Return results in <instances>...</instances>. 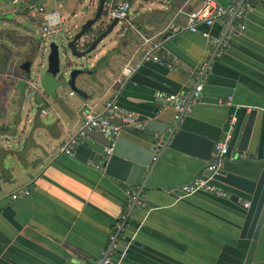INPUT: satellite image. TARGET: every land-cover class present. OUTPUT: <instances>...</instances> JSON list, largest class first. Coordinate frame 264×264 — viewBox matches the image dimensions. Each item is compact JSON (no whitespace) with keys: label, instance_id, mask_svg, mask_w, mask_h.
I'll use <instances>...</instances> for the list:
<instances>
[{"label":"crops","instance_id":"1","mask_svg":"<svg viewBox=\"0 0 264 264\" xmlns=\"http://www.w3.org/2000/svg\"><path fill=\"white\" fill-rule=\"evenodd\" d=\"M51 1L0 0V15L16 16L23 23L20 17L28 19V2L52 10ZM203 1L132 0V26L118 22L112 35L78 67L71 84L59 86L53 96L40 90L35 98H21L23 83L0 95V134H10L0 137V264H94L106 252L115 254L120 245L126 264H264V218L250 263H245L249 240L239 237L244 212L228 198L232 188L216 180L227 197L199 190L180 200L162 190L190 181L208 162L171 148L155 151L160 155L140 196L145 205L131 210L128 190L139 186L94 167L107 143L102 134L90 132L72 157L60 151L79 125L82 104L99 108L103 100L113 98L137 116L173 123L174 100L190 98L200 83L199 100H192L184 127L216 142L235 114L231 153L244 114L255 110L247 150L235 148L234 161H225L221 168L246 171L248 177L262 170L264 0H248L252 8L242 21L245 28L220 56H214V43L222 34V20L210 27L200 24L191 32L185 17L177 15L180 8L193 11ZM215 1L223 6L234 2ZM79 2L70 3V12L61 14L67 20L70 13L76 16ZM92 4L95 7L98 0ZM141 36L157 37L160 57L174 69L147 62L118 84L124 64L143 49ZM19 43L21 51L32 47L29 40ZM41 107L48 113L42 114ZM137 130L125 129L120 136L130 139ZM23 189L29 194L12 198ZM122 214L126 221L118 233L114 230ZM112 234L117 236L113 245Z\"/></svg>","mask_w":264,"mask_h":264},{"label":"water","instance_id":"2","mask_svg":"<svg viewBox=\"0 0 264 264\" xmlns=\"http://www.w3.org/2000/svg\"><path fill=\"white\" fill-rule=\"evenodd\" d=\"M105 1L98 0L95 13L87 18L76 31L72 32L69 28L64 35L67 41L65 51L67 49L70 54V58H67L65 62L61 61L58 44L55 41L50 42L49 52L46 56V68L40 80L38 73L32 76V68L38 57L41 59L39 68L43 66L44 52L40 48V40L30 28L17 20L16 16L0 15V95L6 91V88L23 83L21 98L29 96L35 98L40 90L53 96L59 86L65 83L71 84L73 77L79 71L78 67H83L85 61L89 60V55L112 35L118 23L117 19L111 21L102 19ZM9 24H14V26ZM73 27L76 28V24H73ZM21 32L26 34L21 35ZM83 35L84 39H82ZM21 40H29V43L32 44L31 49L25 47L21 51L22 44L19 43ZM81 41H83V46L79 47ZM60 42L62 43V41ZM84 58V62L77 63ZM30 80L36 83V89L29 87L27 81ZM39 82L41 88L38 85ZM42 109L45 108L41 107L40 112ZM254 114L255 110L244 114L236 134L232 154L235 153V148L238 151L247 150ZM137 121L138 124L135 128L138 130L131 135V138L125 139L120 136L109 157L101 158L100 162V166L107 176L127 185L139 186L137 198L147 187L146 181L158 161L160 154H156L155 151L161 153L165 148H171L206 162L211 160L215 142L186 129L183 125V114H180L173 123H162L145 116H138ZM5 136H10V134H0V137ZM211 174L212 172H207V175ZM245 175L246 171L220 168L213 174V178L234 190L228 198L244 212L239 237L249 240L245 263H250L264 218V170L252 172L249 177ZM143 176L145 177L141 181ZM135 204L136 199L132 201L131 210ZM125 221L122 223L123 227ZM116 250L115 254L114 251L106 252L101 258L108 257V264H126L122 256L124 246L120 245Z\"/></svg>","mask_w":264,"mask_h":264},{"label":"built area","instance_id":"3","mask_svg":"<svg viewBox=\"0 0 264 264\" xmlns=\"http://www.w3.org/2000/svg\"><path fill=\"white\" fill-rule=\"evenodd\" d=\"M53 1L55 8L52 10H47L44 5L36 4L34 2H28L25 8V15L28 17L29 21L37 26V29L33 30L32 28V32L40 40V48L43 52H45V48L50 42L54 41L52 38L59 35L58 38L61 41L62 37H64L69 30L67 27L64 28L67 16H64L59 11L58 0ZM108 1L103 20L111 21L117 19L118 22H124L127 25L132 26L130 18L132 0ZM251 8L252 4L248 0H234L233 3L227 6L217 3L215 0H204L201 6L196 10L187 11L184 8H180L177 11V15H183L185 17V27L191 32L197 31L200 24L210 27L215 21L222 20V34L214 43V46L216 47L214 56H220L225 48L228 47L234 35L245 28L242 21ZM234 21H236V25L233 23ZM141 40L143 49L139 52L136 59L128 60L124 64L120 72V77L116 80L118 84L126 82L134 72L147 62L165 65L169 69H174L170 62L160 57L159 50L162 43L157 37L141 36ZM78 46L82 47L83 41H81ZM27 83L30 88H37L36 83L33 80L27 81ZM201 89L202 85L197 83L194 86L190 98L181 96L174 100L173 106L177 112L176 118H178L180 114L185 116L190 111L191 102L193 99L199 98ZM42 92L44 93V91ZM41 113L47 114L48 109H42ZM137 118L138 116L135 111L120 105L113 98L103 100L99 108H96L95 105L91 104H82L78 109L79 125L60 147V151L70 157L74 156L75 147L85 143L88 134L92 131H96L107 139V143L103 147L102 158H108L121 133L125 129L135 128L137 126ZM236 124L237 117L235 114L230 115L226 130L222 138L215 142L211 153V160L201 174L194 176L190 181L180 185L178 188H163L162 190L167 194H174L175 200H180L199 190H204L217 197H227L226 190L216 183L213 174L222 167L225 161H234L235 159V156L230 153V143L234 135ZM94 167L103 171V168L99 163L94 164ZM261 167L264 170V159L261 161ZM209 171L212 172L211 175H207V172ZM137 193V188H131L128 190L127 208L132 204L134 199H136L137 205L144 207L145 204L141 202L140 197L137 198ZM28 194L29 191L23 189L13 194L12 198L15 199L18 196ZM125 219V214H122L119 217L115 227L117 231L123 230L124 227L122 223ZM110 238L114 240V235L112 234ZM108 260V257L104 259L100 258L94 264H108Z\"/></svg>","mask_w":264,"mask_h":264},{"label":"rangeland","instance_id":"4","mask_svg":"<svg viewBox=\"0 0 264 264\" xmlns=\"http://www.w3.org/2000/svg\"><path fill=\"white\" fill-rule=\"evenodd\" d=\"M67 1V2H66ZM75 0H58V4L61 5V7L59 8V11L60 12H70V7L72 5H70V3L74 2ZM79 1V0H77ZM64 2L66 4V7L64 8L63 5H64ZM69 2V3H68ZM9 6H11L10 4H8ZM50 5V4H49ZM51 6H54V2L51 1ZM96 7L97 5L94 7L93 4H92V0H80L79 3H77L76 7H75V10H74V13H76V16H73L71 13H70V17L68 20H66V24H65V27L64 28H70L72 30V32L76 31L79 26L89 17H91L95 11H96ZM23 17V18H22ZM20 19H22L23 21V24L28 26V28H33L34 29H37V26L32 24L31 21H29V19H27L25 16H21ZM102 19H103V16H102ZM73 24H76V28L73 27ZM10 26H14V24H9ZM89 34V33H88ZM59 35H57L56 37L52 38V40H54L58 46H59V54H60V58H61V61L62 62H65V60L67 58H70V54L68 53L67 49L65 51V44H66V38L63 37L62 38V43L60 42L59 38H58ZM84 35L82 36V39H84ZM49 52V46H47L45 48V52H44V61L42 62L43 63V66H41L39 68V64H40V57H38L33 65V68H32V76H35L36 73H38V79L40 80V77L41 75L44 73L45 71V68H46V56ZM85 61V58L82 59V61H77V63H81V62H84ZM63 67V66H62ZM39 87L41 88L40 86V82L38 83Z\"/></svg>","mask_w":264,"mask_h":264},{"label":"trees","instance_id":"5","mask_svg":"<svg viewBox=\"0 0 264 264\" xmlns=\"http://www.w3.org/2000/svg\"><path fill=\"white\" fill-rule=\"evenodd\" d=\"M104 14H105V9H103V15H104ZM114 231L116 232V231H117V229H115ZM115 232H114V233H115Z\"/></svg>","mask_w":264,"mask_h":264}]
</instances>
